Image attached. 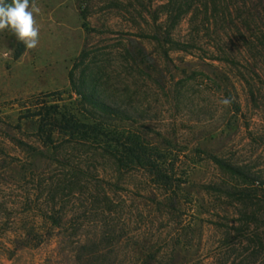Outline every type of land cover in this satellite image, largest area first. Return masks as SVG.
<instances>
[{
  "label": "rangeland",
  "instance_id": "1",
  "mask_svg": "<svg viewBox=\"0 0 264 264\" xmlns=\"http://www.w3.org/2000/svg\"><path fill=\"white\" fill-rule=\"evenodd\" d=\"M205 1L30 0L37 47L0 32V264H264V56L223 63L165 41L242 44L264 32V0ZM71 79L128 113L121 127L170 184L92 145L44 144L29 112L83 111Z\"/></svg>",
  "mask_w": 264,
  "mask_h": 264
},
{
  "label": "trees",
  "instance_id": "2",
  "mask_svg": "<svg viewBox=\"0 0 264 264\" xmlns=\"http://www.w3.org/2000/svg\"><path fill=\"white\" fill-rule=\"evenodd\" d=\"M225 2L224 0H212L205 1L204 4L207 8L210 5L225 4ZM182 4L175 5L176 9L180 10ZM225 8L229 10L228 4ZM172 14L173 11L168 17L169 20L173 18ZM174 17L177 20L181 19V15L178 14ZM165 35V41L174 45L175 50H187L188 52L189 49H205L207 58L212 61L250 64L251 53L255 56H264L263 31L248 35L240 34L239 37L243 38L242 44L238 35L202 32L200 30L182 36L170 29ZM151 38L155 41L161 40V37L157 36ZM255 70L257 71V69ZM260 70L258 69L259 72H261ZM84 86L79 87L71 79L72 93L74 92L79 98L76 104L84 108L81 112L67 107H51L46 102L37 103L34 111L29 112V120H38L36 122L38 123L37 132L44 144L53 146L57 141L67 140L77 144L92 145L112 158L118 166L127 168L132 165L142 168L158 179L159 182H163L164 186L170 184L172 178L162 172L163 164L152 159L153 150L151 146L135 133L125 131L121 127L128 120V113L119 105L106 103L94 91L84 88ZM235 106L240 108L237 104ZM214 160L220 162L216 158ZM228 168L236 171L232 167Z\"/></svg>",
  "mask_w": 264,
  "mask_h": 264
},
{
  "label": "clouds",
  "instance_id": "3",
  "mask_svg": "<svg viewBox=\"0 0 264 264\" xmlns=\"http://www.w3.org/2000/svg\"><path fill=\"white\" fill-rule=\"evenodd\" d=\"M38 12L30 0H0V32L8 30L26 49H34L39 42V28L34 21ZM219 103L229 106L232 100L224 97Z\"/></svg>",
  "mask_w": 264,
  "mask_h": 264
}]
</instances>
